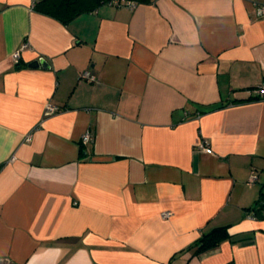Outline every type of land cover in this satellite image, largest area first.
<instances>
[{
  "label": "crops",
  "instance_id": "obj_1",
  "mask_svg": "<svg viewBox=\"0 0 264 264\" xmlns=\"http://www.w3.org/2000/svg\"><path fill=\"white\" fill-rule=\"evenodd\" d=\"M38 1L0 0V264H264V0Z\"/></svg>",
  "mask_w": 264,
  "mask_h": 264
},
{
  "label": "trees",
  "instance_id": "obj_2",
  "mask_svg": "<svg viewBox=\"0 0 264 264\" xmlns=\"http://www.w3.org/2000/svg\"><path fill=\"white\" fill-rule=\"evenodd\" d=\"M114 0H39L33 7L41 14L50 16L59 22L68 23L77 16L90 13L101 5ZM130 1L134 4H146L151 0H116ZM229 238L225 228H215L202 233L194 246V254H201L217 247L222 241Z\"/></svg>",
  "mask_w": 264,
  "mask_h": 264
},
{
  "label": "built area",
  "instance_id": "obj_3",
  "mask_svg": "<svg viewBox=\"0 0 264 264\" xmlns=\"http://www.w3.org/2000/svg\"><path fill=\"white\" fill-rule=\"evenodd\" d=\"M110 4L115 5L117 7H127V8H133L135 4L130 1H111ZM257 17L258 18H264V5H261V7L258 9L257 12ZM28 48V44L26 42L22 43L20 47L12 53V61L15 65L19 64L20 57H21V52L25 49ZM80 79L85 80L87 82H93V83H98V77L89 74L88 72L84 71L80 75ZM250 95L252 96L253 99L255 100H264V84L257 85L249 90ZM57 107L52 106L51 104H47L45 107V115H51L57 111ZM199 116L197 115V118ZM30 137H26V141H29ZM94 141V136L89 130H86L80 138V143L81 145H88L93 143ZM197 149L200 150L202 153H208L210 151V146L209 143L206 139H200L199 142L197 143ZM255 177L252 175L251 180L253 181Z\"/></svg>",
  "mask_w": 264,
  "mask_h": 264
},
{
  "label": "water",
  "instance_id": "obj_4",
  "mask_svg": "<svg viewBox=\"0 0 264 264\" xmlns=\"http://www.w3.org/2000/svg\"><path fill=\"white\" fill-rule=\"evenodd\" d=\"M29 68H44V69H48L50 66L48 64V62L44 59V58H38L34 61H32L31 63H29L28 65Z\"/></svg>",
  "mask_w": 264,
  "mask_h": 264
}]
</instances>
